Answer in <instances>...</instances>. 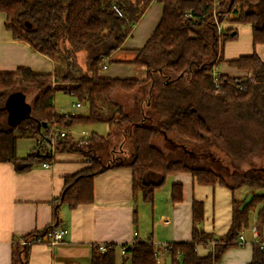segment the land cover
<instances>
[{"label":"trees","instance_id":"16d2710c","mask_svg":"<svg viewBox=\"0 0 264 264\" xmlns=\"http://www.w3.org/2000/svg\"><path fill=\"white\" fill-rule=\"evenodd\" d=\"M149 1L0 0V12L5 14L4 25L12 37L29 44L55 62L53 73H35L26 67L0 72V119L5 112L7 114L6 98L18 85L32 87L36 91L26 117L16 125L0 121V162H9L15 171L22 172L45 161L48 157L37 153L35 148L23 157L18 156L17 138L35 137L38 134L45 136L50 125L69 129L78 124L101 121L108 125L118 123L117 129L132 139L133 157L126 163H110L101 158L99 149L101 144L109 141L110 134L102 136L92 133L86 140L67 134L56 139V150L82 153L90 163L79 172L65 176L58 204L74 208L91 202L95 175L118 165L131 169L135 201L140 198L152 203L155 189L175 172L190 173L203 185L219 182L231 189L245 185L251 190H264V174L250 171L241 176L235 185L229 184L218 171L172 159L153 144V139L159 133H174L190 142H204L210 128L192 105L183 106L176 97L157 95L155 104L160 117L157 126L147 125L143 114L140 121H132L131 116L124 113L121 105L115 101L107 103V114L98 105V101L111 97L116 89L133 92L140 85H149L152 91L156 85L185 80L201 94L220 95L222 100L236 105L245 114L248 111L244 105L247 101L256 95L264 98V61L255 52L228 60L229 65L247 71L251 79L247 80L248 75L233 77L220 73L221 84L216 90L211 70L222 60L221 46L237 35L233 28H224L219 32L216 21L248 23L253 44H264V0H158L163 5L162 16L145 44L130 60L131 63L145 66V78L99 76L97 73L102 60L122 45ZM83 50L86 52V71L74 73L71 71L74 58L78 51ZM57 90L68 93L77 102L86 103L87 114L57 112L53 104ZM150 99L152 96L139 103L141 111L143 102H151ZM117 113L120 114L118 121L114 119ZM252 113L256 115L255 118L253 115L251 119L248 116L236 119L241 118L245 122L260 119V113ZM122 121L128 122L127 129L119 124ZM171 198L174 202L182 199L180 183L172 184ZM251 210L255 211L257 226L264 224V193L253 194L248 200H233L231 223L226 233L214 240L209 252L202 256L196 251V242L199 236L204 240L208 237L195 225L203 219V206L200 201L194 200L192 240L166 245L169 264H220L228 248L241 244L238 235L247 226ZM53 214L56 220L57 206ZM51 228L55 226H46L14 241L10 264H27L28 246L20 241L34 234L43 235ZM125 246L123 254L129 255L130 264H159L155 257L156 246L150 239L134 241ZM115 255L114 243H106L104 251L99 250L96 244L91 264H115ZM245 264H264V243L260 240L253 242L251 258Z\"/></svg>","mask_w":264,"mask_h":264},{"label":"crops","instance_id":"0c3cea01","mask_svg":"<svg viewBox=\"0 0 264 264\" xmlns=\"http://www.w3.org/2000/svg\"><path fill=\"white\" fill-rule=\"evenodd\" d=\"M162 10L163 5L158 0L148 2L122 45L104 59L106 67L99 68V76L133 77L141 65L130 60L154 31ZM4 22L5 14L0 12V72L26 67L35 73H53L55 62L29 44L14 39ZM222 28L236 29L237 35L221 46L222 60L215 67L220 73L244 77L248 75L247 71L229 65L227 61L253 52L264 61V44H253L248 23L223 21ZM78 103V107L86 104ZM98 105L103 107L101 101H98ZM84 132L86 136L80 140L89 138L87 130L79 135ZM127 137L124 134L116 139L119 142L118 150L111 152L108 159L110 163H126L130 160L116 159L117 154L124 153L123 146L129 143ZM156 137L153 144L166 152L164 147L166 141L170 140V133H160ZM158 138L160 144L156 143ZM52 161L48 168L40 163L22 172L15 171L9 162H0V264H10L14 241L49 225H54L56 229L66 228L68 232L56 244L39 242L28 246L27 264H91L94 245L100 243L116 245L115 264H130L129 255H124L121 247L148 239L160 252L159 264H169V255L167 250L163 251V247L168 243L192 240L194 200L200 201L203 206V219L195 225L208 237L204 240L199 236L196 242L197 253L204 256L211 249V242L226 233L231 223L233 200H248L253 194L264 193L262 189L251 190L245 185L234 189L219 182L203 185L190 173L175 172L169 174L165 182L155 189L152 203L140 198L135 201L131 169L126 165H118L95 175L91 202L69 208L66 204H58L64 178L89 166L88 157L79 152L56 150ZM174 183L182 185V199L177 202L171 198V186ZM56 206L58 216L55 220L53 213ZM241 233L243 242L228 248L220 264H245L251 258L253 242L260 240L264 243V224L257 226L255 211L249 212L248 224Z\"/></svg>","mask_w":264,"mask_h":264},{"label":"rangeland","instance_id":"374dc122","mask_svg":"<svg viewBox=\"0 0 264 264\" xmlns=\"http://www.w3.org/2000/svg\"><path fill=\"white\" fill-rule=\"evenodd\" d=\"M73 62L72 72L82 73L86 71V52L84 50L78 51ZM100 67L102 68L101 64ZM137 68L133 77L139 79L145 78V66L141 65ZM148 86L149 85H140L133 92H125L119 89L114 90L111 97L101 100L103 103V107H101L102 112L107 114V103L115 101L121 105L124 113H128L131 116L132 121L138 122L144 115L147 125L157 126L160 122L155 104L157 95L160 96L164 94L165 96L176 97L180 105H192L198 110V113L207 121L210 134L204 142L194 143L184 140L174 133H170V140L166 141L165 147L163 144L166 150L165 153L168 157L182 160L192 166L211 167L215 171H218L227 182L234 185L241 176L250 171L264 174V98H260L256 95L251 101H247L244 105L248 111L243 114L236 105H231V103L222 100L220 95L201 94L195 89L194 85L185 80L165 84L162 83L154 86L152 91ZM12 93L22 96L28 109H30L36 94L34 88L18 85ZM151 96V102L144 101L142 105L143 111H141L139 109V103L142 102L143 99L151 98ZM53 103L57 112L61 114L77 113V115H85L88 111V106L86 104L80 107H73L72 103H77V101L74 97L62 90L55 91ZM252 111L258 113V115L260 113V119L257 121L254 119L252 122L239 121L236 119V117L238 118L239 116H248V118L251 119L253 115L255 118L256 115L252 113ZM114 119L118 121L120 119V114L117 113ZM0 121L1 123L9 122L6 112L1 117ZM119 124H121L123 129H127L129 125L128 122L124 121L119 122ZM117 126L118 123L108 125V123L101 121L89 124H78L66 130L68 134L75 137L79 136L83 130L89 131L90 134L97 133L102 136H105L109 132V141L105 144H101L99 149L101 158L108 161L111 152L118 150L117 144L119 142L116 141V139L124 135L122 131L117 129ZM156 139L157 137H155L152 142L155 143ZM126 141L129 143L124 144V153L122 155L117 154L116 159L118 160H131L133 157L131 136H128ZM34 143V137L19 136L17 138V155L20 157L25 156L35 147ZM156 143H161L159 138Z\"/></svg>","mask_w":264,"mask_h":264},{"label":"built area","instance_id":"2783aa9c","mask_svg":"<svg viewBox=\"0 0 264 264\" xmlns=\"http://www.w3.org/2000/svg\"><path fill=\"white\" fill-rule=\"evenodd\" d=\"M115 10L120 14V12L117 8H115ZM221 23H218L216 21L217 28H218L219 32L221 31ZM101 65H102V68L106 67V63H105L104 59L102 60ZM219 75H220V72L217 70L216 67H214L211 70V76L213 78V82H214L216 90L219 89V85L221 84V80L219 78ZM250 79H251V76L248 75L247 80H250ZM239 88H242V86H239ZM79 104L80 103H78V102L72 103V106H78ZM67 134H68V132H67L66 128L64 129V128H59L55 125H50L48 127V132L45 136L38 134L34 137L35 138V145H34L35 151L39 154H43V155H46L48 157L45 161H43L41 163V165L43 167L48 168L51 166V164L53 162L52 160H53V157H54V154L56 151L55 140L58 138L64 137ZM85 136H86V134L84 132L81 135L77 136L76 139L80 140L81 138H83ZM67 232H68V230L66 228H60V229L51 228L48 231H46V233H44L43 235L34 234L32 236H29L27 238L22 239L20 241V243L22 245H26V246H30L31 244L39 243V242H46L50 245H53V244H56V243L62 241ZM238 239L240 242H243V235L241 232L238 235ZM211 244H213V241L211 242ZM98 248H99V250L104 251L106 248V243L98 244ZM125 249H126L125 245L121 247L122 253L125 252ZM164 250H166V246L163 247V251ZM155 257H156V260L159 261V259H160L159 250L155 251Z\"/></svg>","mask_w":264,"mask_h":264},{"label":"water","instance_id":"95a60500","mask_svg":"<svg viewBox=\"0 0 264 264\" xmlns=\"http://www.w3.org/2000/svg\"><path fill=\"white\" fill-rule=\"evenodd\" d=\"M5 108L8 114V121L16 125L21 119L27 116L29 109L19 94L11 93L5 101Z\"/></svg>","mask_w":264,"mask_h":264}]
</instances>
